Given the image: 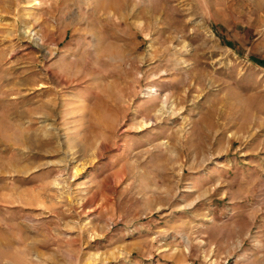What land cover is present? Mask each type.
<instances>
[{
  "label": "rangeland",
  "instance_id": "obj_1",
  "mask_svg": "<svg viewBox=\"0 0 264 264\" xmlns=\"http://www.w3.org/2000/svg\"><path fill=\"white\" fill-rule=\"evenodd\" d=\"M0 264H264V0H0Z\"/></svg>",
  "mask_w": 264,
  "mask_h": 264
}]
</instances>
